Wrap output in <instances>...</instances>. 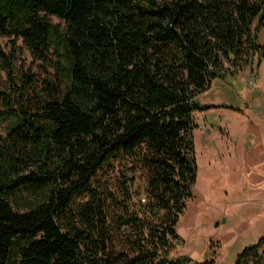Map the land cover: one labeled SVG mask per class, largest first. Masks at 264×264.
Instances as JSON below:
<instances>
[{
    "label": "trees",
    "instance_id": "1",
    "mask_svg": "<svg viewBox=\"0 0 264 264\" xmlns=\"http://www.w3.org/2000/svg\"><path fill=\"white\" fill-rule=\"evenodd\" d=\"M263 27L264 0H0V264H208L176 251L194 114L216 80L264 61ZM18 40L40 82L16 80ZM113 161L142 173L145 202L125 173L124 197L101 187ZM233 264H264V235Z\"/></svg>",
    "mask_w": 264,
    "mask_h": 264
},
{
    "label": "rangeland",
    "instance_id": "2",
    "mask_svg": "<svg viewBox=\"0 0 264 264\" xmlns=\"http://www.w3.org/2000/svg\"><path fill=\"white\" fill-rule=\"evenodd\" d=\"M258 39L264 44V27ZM0 42L11 50L8 37ZM17 46L16 80L23 71L40 82L46 77L45 63L34 59L22 40ZM0 79H8L1 64ZM198 99L212 107L194 114L195 198L180 217L178 231L184 243L176 251L200 263L233 264L238 253L264 235V61L216 80ZM132 166V162L121 166L113 161L104 166L98 179L101 187L124 197L118 187L125 173L130 203L142 204L145 179L140 171H131Z\"/></svg>",
    "mask_w": 264,
    "mask_h": 264
}]
</instances>
